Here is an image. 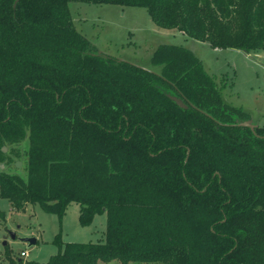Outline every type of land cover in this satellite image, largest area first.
<instances>
[{
    "label": "trees",
    "instance_id": "obj_1",
    "mask_svg": "<svg viewBox=\"0 0 264 264\" xmlns=\"http://www.w3.org/2000/svg\"><path fill=\"white\" fill-rule=\"evenodd\" d=\"M14 2L0 0V196L58 216L76 203L83 227L106 216L100 242L57 237L45 264H264V125L238 126L249 114L191 50L160 45L150 70L99 55L71 9L145 8L248 54L264 52V0ZM22 158L26 173H9Z\"/></svg>",
    "mask_w": 264,
    "mask_h": 264
},
{
    "label": "rangeland",
    "instance_id": "obj_2",
    "mask_svg": "<svg viewBox=\"0 0 264 264\" xmlns=\"http://www.w3.org/2000/svg\"><path fill=\"white\" fill-rule=\"evenodd\" d=\"M72 6L76 29L96 47L97 54L150 70L153 69L151 56L160 45L183 46L202 61L206 72L223 87L222 97L226 103L242 108L252 123L264 125V52L247 54L233 49H212L208 43L189 39L177 29L157 27L145 8L84 3ZM23 146L25 150L27 145ZM10 169L9 173L25 174V159H14ZM79 214L80 207L76 203L68 205L62 216L47 213L39 205H28L24 211H16L0 196V264H9V259L45 264L58 253L57 237L63 243L100 242L106 216H96L90 226L83 227ZM14 233L16 238H36L37 243L29 247L18 239L13 240Z\"/></svg>",
    "mask_w": 264,
    "mask_h": 264
},
{
    "label": "water",
    "instance_id": "obj_3",
    "mask_svg": "<svg viewBox=\"0 0 264 264\" xmlns=\"http://www.w3.org/2000/svg\"><path fill=\"white\" fill-rule=\"evenodd\" d=\"M20 0H15L14 4H13V9L16 8V5L18 4ZM100 55V54H99ZM168 97L174 101L180 108L186 109L187 106L183 103V101L180 98H177L175 96H170L168 95ZM238 126H242V127H248L250 128L253 132H255V129L257 127L256 124L252 123L251 120H247L241 123H238ZM3 151H6V148L3 149ZM12 239H18L20 242L27 244L29 247L35 246L37 243L36 238H16V234H12Z\"/></svg>",
    "mask_w": 264,
    "mask_h": 264
}]
</instances>
